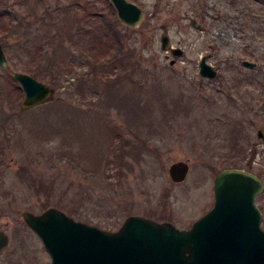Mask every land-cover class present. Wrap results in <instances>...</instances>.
Masks as SVG:
<instances>
[{
	"label": "rangeland",
	"instance_id": "obj_1",
	"mask_svg": "<svg viewBox=\"0 0 264 264\" xmlns=\"http://www.w3.org/2000/svg\"><path fill=\"white\" fill-rule=\"evenodd\" d=\"M132 1L145 11L138 26L120 22L107 0H0L8 59L0 66V228L9 236L0 264L51 260L24 210L55 206L108 230L131 213L189 227L213 205L220 169L237 165L264 182V137L256 133H264V0H203V9L197 0ZM44 9L54 11L57 24H42ZM97 16L112 17L124 34V49L132 48L126 64L112 65V53L93 38ZM18 22L32 27L13 29ZM64 26L87 31L79 35L83 54ZM164 29L181 55L161 48ZM55 30L59 38L52 41L47 35ZM26 36L30 56L21 61L31 65L8 53ZM58 42L57 52L68 46L75 55L57 54L66 70L56 83L37 77L54 87L53 97L22 108L23 90L10 70L33 75L35 48L43 46L47 57ZM202 55L218 69L215 78L200 75ZM241 58L258 60L259 67H246ZM178 160L188 163V172L175 181L168 168ZM256 203L264 228V193Z\"/></svg>",
	"mask_w": 264,
	"mask_h": 264
},
{
	"label": "water",
	"instance_id": "obj_2",
	"mask_svg": "<svg viewBox=\"0 0 264 264\" xmlns=\"http://www.w3.org/2000/svg\"><path fill=\"white\" fill-rule=\"evenodd\" d=\"M109 1L125 25L138 26L145 17L135 1ZM160 40L161 48L166 50L167 32ZM171 52L182 54L180 48H172ZM174 61L170 59V63ZM7 62L0 42V65L6 66ZM242 63L257 65V61L246 58ZM199 73L208 78L217 74L205 55L199 61ZM10 74L24 91L22 108L53 97L55 89L50 83L24 71L10 70ZM168 171L173 180L180 181L188 172V163L175 161ZM213 188V206L188 228L177 227L169 220L129 214L117 229L108 230L77 220L55 206L40 213L24 210L22 215L51 256L47 264H264L262 213L255 203L263 189L261 178L243 168H223L215 175ZM8 243V234L0 230V253Z\"/></svg>",
	"mask_w": 264,
	"mask_h": 264
},
{
	"label": "trees",
	"instance_id": "obj_3",
	"mask_svg": "<svg viewBox=\"0 0 264 264\" xmlns=\"http://www.w3.org/2000/svg\"><path fill=\"white\" fill-rule=\"evenodd\" d=\"M107 4L110 8H112V11H114V7L113 5L111 4L110 1L107 0ZM44 13L41 17L42 20H44V22H42V24L45 23V21L47 23H49V25L51 24H57L58 23V17L56 16V19H54V15L52 17V12H54L52 10V12L49 10V9H44ZM48 10V11H47ZM47 11V13H46ZM68 11V8L66 9V12ZM65 12V13H66ZM47 14V15H46ZM51 15V16H50ZM46 16H50V21H47L46 20ZM62 16V15H61ZM65 16V15H64ZM95 16V15H94ZM99 18L98 20V23H97V26L94 25V32L92 33V36L93 38L97 37V39H95L96 41L100 42L101 44H104L105 48L107 51H110L112 53V60H113V63H111L112 65H116L114 63L118 62V63H121L122 65L126 64V62L124 61L125 58L128 56L130 50L129 49H132L130 47H127L128 48V51H126L124 49V39H125V36L124 34L121 33V31L119 29L116 28L115 24H116V21H114L112 19V17H100V16H97ZM231 17V16H230ZM60 21V20H59ZM62 21V20H61ZM25 26H21L22 24L21 23H15L13 25V29L14 27L15 28H18V29H22L24 32L27 31L29 28L32 27V24L31 22H27V23H24ZM60 24V23H59ZM48 25V26H49ZM47 26V25H46ZM66 30H68V33H69V36L71 38V44L72 45H76L77 47V51L79 54H83L81 51H83V48L81 49V44H83V40L81 39L80 40V36L82 33V35L87 36L85 35L87 33V31L85 30V34L83 31H79V34L75 31H72L71 30V27L68 26H64ZM80 27V26H79ZM79 29V28H78ZM77 33V34H75ZM47 36H50V40L52 41H55V40H58L59 38V33H58V30H55L53 32V34H50V35H47ZM101 38V41L100 39ZM45 40V39H43ZM86 41H88L87 38H85ZM30 42H31V38L30 36H26L24 39H23V46L21 47L23 52L20 54V49H17V50H14L13 52V49L12 51L9 49V56L12 57L13 59L14 58H17L18 61L24 63L25 65H31L32 63H30L29 61H27V58L26 60H23L21 61V56L23 57H28L30 56V53L28 55V50H29V47H30ZM20 43V42H19ZM59 45H62L61 42H58L57 43V46L54 48V52H53V48H52V54L50 56H47V57H44L45 54L47 53L46 50L44 49L42 51L41 47L43 46H39L40 48L36 47L34 51L35 54L37 53L38 54V57H36V62L34 65H36V70L35 69H31V71L34 73L33 75L36 76V77H47L49 75V80L50 82H55L59 79L60 77V73L61 72H64L66 70L65 67H62V63L65 62L66 60H63L62 58L60 57H57V54H59V52H61L62 54V57H64V59H71L72 57H74L75 54L73 53H69V50H71V48H69L68 46L66 47H61L62 50L58 51L56 50V48L59 46ZM96 45H97V42H96ZM98 46V45H97ZM96 46V47H97ZM102 47V46H101ZM100 47V48H101ZM132 51V50H131ZM19 62V63H20ZM19 63H16V64H19ZM11 80L14 82L15 80L11 77ZM20 86V85H19ZM18 85H15L16 88H19ZM17 92V95H19V90L16 91ZM236 149V152H239L242 150L243 147H238V144L237 142L234 144V146ZM115 155L117 156L118 159H120V157L122 158V153H117V151L115 152ZM120 156V157H119ZM104 161L106 162V156L104 158ZM109 161V160H108ZM107 161V162H108ZM84 169L85 172H88L89 170L85 169V168H82Z\"/></svg>",
	"mask_w": 264,
	"mask_h": 264
},
{
	"label": "flooded vegetation",
	"instance_id": "obj_4",
	"mask_svg": "<svg viewBox=\"0 0 264 264\" xmlns=\"http://www.w3.org/2000/svg\"><path fill=\"white\" fill-rule=\"evenodd\" d=\"M198 1V4H199V6H200V8L201 9H203V0H197ZM193 22V24L196 22V20H193L192 21ZM198 23V26L200 25L199 24V22H197ZM197 26V27H198ZM242 59H244V58H241L240 60H239V62H240V64H242V65H244V66H246V67H249V68H251V69H256V68H258L259 67V62H258V60H255V61H257V65L256 66H254V67H252V66H249V65H246V64H243L242 63ZM258 83V82H257ZM259 84V83H258ZM261 84H264V80L262 81V82H260V85ZM262 86V85H261ZM259 131H260V134H259ZM257 137L258 138H263L264 137V133H263V131L261 130V129H258L257 130ZM21 214H22V212H21ZM24 219V218H23ZM25 222V221H24ZM0 230H4L3 228H0Z\"/></svg>",
	"mask_w": 264,
	"mask_h": 264
}]
</instances>
